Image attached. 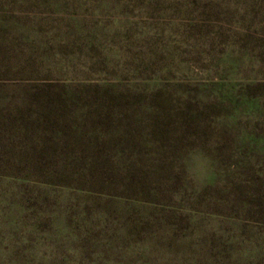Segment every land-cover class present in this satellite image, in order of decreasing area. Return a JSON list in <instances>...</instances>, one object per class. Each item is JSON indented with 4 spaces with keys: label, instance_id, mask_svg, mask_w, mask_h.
Segmentation results:
<instances>
[{
    "label": "rangeland",
    "instance_id": "rangeland-1",
    "mask_svg": "<svg viewBox=\"0 0 264 264\" xmlns=\"http://www.w3.org/2000/svg\"><path fill=\"white\" fill-rule=\"evenodd\" d=\"M0 264H264V0H0Z\"/></svg>",
    "mask_w": 264,
    "mask_h": 264
}]
</instances>
